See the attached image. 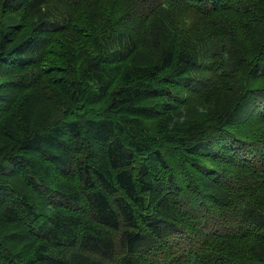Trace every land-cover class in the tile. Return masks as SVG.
I'll return each mask as SVG.
<instances>
[{
	"label": "trees",
	"instance_id": "16d2710c",
	"mask_svg": "<svg viewBox=\"0 0 264 264\" xmlns=\"http://www.w3.org/2000/svg\"><path fill=\"white\" fill-rule=\"evenodd\" d=\"M0 264H264V0H0Z\"/></svg>",
	"mask_w": 264,
	"mask_h": 264
},
{
	"label": "bare ground",
	"instance_id": "6f19581e",
	"mask_svg": "<svg viewBox=\"0 0 264 264\" xmlns=\"http://www.w3.org/2000/svg\"><path fill=\"white\" fill-rule=\"evenodd\" d=\"M204 119V118H203Z\"/></svg>",
	"mask_w": 264,
	"mask_h": 264
}]
</instances>
